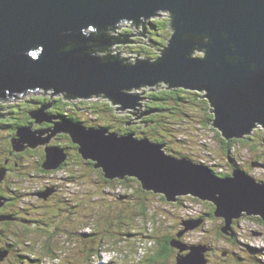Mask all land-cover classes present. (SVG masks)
I'll return each instance as SVG.
<instances>
[{"label":"water","instance_id":"95a60500","mask_svg":"<svg viewBox=\"0 0 264 264\" xmlns=\"http://www.w3.org/2000/svg\"><path fill=\"white\" fill-rule=\"evenodd\" d=\"M163 13L170 15L172 34L156 61L126 63L99 54L97 48L111 45L105 32ZM193 52H201V58H193ZM162 82L203 93L212 108L213 126L227 140L251 134L257 123L264 127V0H0V101L43 90L70 99L103 96L120 110H132L140 104L133 89ZM48 108L41 106L30 115L35 124L51 123L52 128L17 129L13 154L45 146L43 168L56 170L66 154L48 144L64 133L106 179L136 178L143 189L160 192L169 202L177 201L180 191L174 187L181 186V194L213 203L214 216L225 219L226 233L243 215L264 221V183L240 169L219 177L189 158L167 153L165 144L134 133L53 122ZM6 174L0 170V183ZM3 203L0 198V207ZM201 223L198 219L183 225L189 230ZM172 246L180 252L177 264H193L209 250L180 241ZM186 250L192 253L180 260Z\"/></svg>","mask_w":264,"mask_h":264},{"label":"rangeland","instance_id":"374dc122","mask_svg":"<svg viewBox=\"0 0 264 264\" xmlns=\"http://www.w3.org/2000/svg\"><path fill=\"white\" fill-rule=\"evenodd\" d=\"M166 16V13H163L155 18H165ZM152 20H154V17L148 20L147 22H151ZM120 25L121 28H124V24H119V26ZM152 27L153 26L151 25V23L146 25L147 30H152L151 33H147L144 28L133 27V25H131V32L129 38L133 39V43H123V45L119 44L122 51H125L124 55H135L138 58L141 57L140 59H143L144 57L150 59L151 56L155 55V50L153 48H155L154 45L158 44H156L155 42L153 43V41L157 40V38H153L157 36L155 35L156 31L153 30L154 27L153 29H151ZM145 43H147L149 46L145 45ZM192 56L193 58H201V52H193ZM136 61L138 60H131V62ZM151 89H154V86H151L150 90ZM150 92L151 91H149L148 93ZM52 93L53 92L51 91H46L43 93V90L38 91L37 93L30 92L28 93V96L18 95L15 98H10L9 101H4V103L8 106H16L20 103L21 105H29V103H32L33 98H38L43 94H45V97L49 98L50 100L51 96H53L51 95ZM132 94H136L138 95V98H140L138 99V102L140 103L139 106H136L135 109H132L133 113L138 110H144L145 106L143 97L145 96V94L142 93V88L133 89ZM57 96L62 97L63 95L59 94L54 95L53 97ZM70 100H80L85 101L86 103H88V101L97 102V105L99 106H101L103 102H105L103 96L99 98L93 97L92 100L75 98H71ZM34 105L35 104H31L32 109ZM113 106L116 109H113V112L118 113L120 111V109H118L119 106L115 104ZM181 106L184 109V113L178 114L177 112V117L183 121L174 120L173 123H171L170 121V124L168 122V119V121H163L164 124H169V128L167 125L165 127L168 129L167 131L172 138L167 143L168 148L178 150V152L172 150H168L167 152V147L165 145L166 152L174 156L177 155L178 157L190 158L192 159V161H195V163H199L194 160L197 159L200 162H204L205 164H207L205 167L211 169V171L214 170L212 166H217L218 173L229 171V168L231 169V167L233 170L238 169L239 166H234V162H231L230 157L232 156V153L230 156L226 157V155H224L221 151V145L218 144L217 146V141L215 137H218V135H220L221 133L214 128L212 130H206L201 128L199 129L198 126L201 125L199 124V122L203 120V113H201L200 111L192 110L193 113L189 114V112L185 110L193 109V107H195L196 109V105H191L192 107L186 106L184 102L181 103ZM6 108L7 107H5V109ZM113 112L109 114L112 116ZM80 114V118L89 117V120L85 123H93L97 125L103 123L107 125L111 123L107 117V113L105 112L100 113L97 118H94L95 115L89 116V112L86 111H81ZM132 119H140V121L143 120V118H137V116H133ZM145 125V127L148 128L147 124ZM95 127L102 128L97 126ZM254 128H257L256 133L259 132L261 135H264V127L262 125L257 123ZM113 130L115 131L116 129L111 128V131ZM252 131L250 133H252ZM41 137L42 135L39 136V138ZM43 137H46V135H43ZM235 140H237V138H235ZM254 141L261 142V138H256L252 140V142ZM202 144L205 146V148L202 147ZM235 145L236 148L234 149V154L238 153L237 161L243 162L245 170L250 167V169H252L249 171V174L245 171V174L252 176L258 182L264 183V156L262 157L263 161L259 163L253 162L252 160L253 157L256 155V151H247V148H243V146L238 143ZM207 151L212 153L215 152V155L213 153V156H211L207 153ZM72 154L74 153L72 152ZM204 155L211 156L213 160H208L210 162H208L204 158L202 159H204L206 162L201 160L199 157ZM248 160H251L252 163ZM73 162L74 163H71V165L66 167L65 170L57 171L52 177L57 181V184H59L57 186L61 185V191L57 195V201L52 198H47L48 201H43L39 199L38 201H26L25 198L31 196L32 194H26V185L21 186V190L19 192V201L20 203H22L21 205L28 206L26 211H31V216L33 219H42L44 213L45 215H50L49 217H52V215H55V217H62L60 220L59 228H57V230H59V232L63 234H60L58 236L53 234V238L56 239L55 243L52 244V250L56 252L55 254H52V256L59 257L58 262H64L65 264H79L77 263V261H75L77 258H75L74 255L81 253V249L83 247L94 249V246L98 244L101 238H106L101 235L106 234V230L109 228L110 220L112 218L116 223H118V225L115 226L112 230V232L115 234V238L121 237L122 233L125 232V230L127 229V226H129V230H131L132 233H135L134 235L136 236L134 237V235L132 234H127L125 237H123L127 239L125 243L121 244L120 246H114L117 256H115L112 249L111 251H100V256L96 258V261H94L93 258L92 260L87 259L88 264H145L144 262H140L141 260L143 261V257L139 255L135 257V251L138 250V248L140 247V242H142L143 244L151 243L153 246V239L160 238L164 230V232H167V234L170 231L176 233L177 229L175 228H178L179 222L182 219H184L185 221H196V217L198 215L202 217V215H204L206 212H209V206L205 204L207 203V201L205 200L204 203L203 201L194 200L193 198L196 197L192 196L190 193L186 195L181 193L177 194L176 198L184 197L182 201L183 205L175 203V206L173 201H170L169 203H164L160 195H157L160 194V192H157V194H151L150 198L148 197V200H146V205L148 206V209L145 211V215H143L142 213H140L139 205L133 204V201H138L140 199V196H142V193L139 191L138 186L133 183V181L123 185L116 183L105 185L98 180L97 174L92 169H89L85 166L84 168L79 166L80 160H78V158ZM252 164L254 167H252ZM79 167L81 168L80 172L83 173V182L78 180L76 184L69 183L66 177L70 176L72 171L71 169H75V171H77ZM245 167H247V169ZM183 182L184 180L180 179V183ZM32 183L35 182H29L30 185H32ZM69 189L71 190V192L69 191ZM175 189H178V186H175L174 190ZM21 194H23L24 197ZM65 200L68 201L65 202ZM68 203L69 206H67ZM50 208H52V212H49ZM58 208H60V210H58ZM155 214L157 215V221L161 225L160 228L162 229H157V233H159V235H156V227L154 224L155 219L153 218ZM137 215L143 217L140 218V221H142L143 224L146 222L145 225L140 226L139 223L135 221V216ZM144 216L147 217V219H145ZM253 217L254 216H249L248 218L241 217L237 220L238 222L236 225V231L238 233L232 231V233H235V236L238 242L240 243L236 246L231 245L229 240L220 237L219 234L217 235L220 224L218 220L220 219L219 217L216 218L217 222H211L210 220H208L204 223L203 221L204 224L202 223L203 225L201 224L202 226H200L198 230H195V228L188 230L187 227H184L182 230H180V232L183 233V237L181 236V233H179L180 238H184L180 242L188 247H191L195 244H205L204 240L210 243L216 241V249L226 251V253H224L222 257H215L209 255L207 257L208 259L199 258L198 260H194L193 264H235V262L237 264H264V222L258 221L257 217H255V219H250ZM88 224L90 225V227L87 231L91 230L98 233V238H94L95 240L91 242V238H81L78 236V231L80 230L78 227L84 226L87 229ZM121 224H124L125 227L122 228ZM66 231H69V235L66 234ZM146 232H148L149 234L145 235ZM107 240L110 241V244L113 243L110 238H107ZM107 240L106 242L108 243ZM143 240L145 241L143 242ZM207 249L210 250L209 247H207ZM95 251L96 249L91 250V252ZM184 253H187V255L181 257L180 260L182 258L188 257L192 252H188V250H186ZM20 254L27 255V253L24 252L23 249H19L18 251L8 256L5 260L0 261V264H14L13 262H11V258L14 257L15 259H18L17 255ZM232 254L238 256V258H236L237 260H235ZM43 264H57V260L52 261V259H45Z\"/></svg>","mask_w":264,"mask_h":264},{"label":"trees","instance_id":"16d2710c","mask_svg":"<svg viewBox=\"0 0 264 264\" xmlns=\"http://www.w3.org/2000/svg\"><path fill=\"white\" fill-rule=\"evenodd\" d=\"M150 23L154 27V29L153 27L151 29L156 31L155 35L157 36L153 38V39L157 38V40L153 41V43L155 42L158 45H154L155 48H153L155 50L154 51L155 55L151 56L150 59L145 57L143 59L148 61H156L164 52L165 47L167 46V43L172 34V30L170 28V15L169 17L166 16L165 18H161V17L154 18V20H152L151 22H145L142 24H135L131 22L123 23L124 28H121V25L114 27L111 30L105 32V36L111 39V45L106 46L105 49L97 48V50H99L103 56L106 55L113 56L120 60L123 61L125 60L126 63L131 62V60L140 59L141 57L138 58L135 55L134 56L128 54L127 56L124 55L125 51H122L119 44L123 45V43H133V39L129 38L131 32V25H133V27H138V28L142 27L147 33L148 32L151 33L152 30L146 29V25ZM99 34H101V32ZM145 45L148 44L145 43ZM149 91L151 92L148 93ZM142 93L145 94V96L143 97V99L146 100V101L144 100L145 109L141 111L138 110L135 113H133L132 110H120L118 113L113 112V109H115L113 103L109 100H106L105 98H104L105 102H103L101 106L97 105V102H92V101H88V103H86L85 101L73 102L68 97L66 98L69 100H66L63 104V97H56L54 98L53 101H50L48 98L45 97V95L39 96L38 98H33L32 103H29V105L27 104L21 105L20 103L17 104L16 106H8L5 105L4 101L0 102V136H1L0 137V170L10 171L8 178L5 179L2 188L0 189V197L2 201L7 202V205L4 208H2L0 213V218H1L0 219V251L8 250L9 252H16L19 249H23V251L26 252L27 255L24 254L17 255L20 258V261L17 260V264H43L45 259H49V260L52 259V261L57 260V264H65L64 262H58L59 257L52 256V254L56 253L52 250V244L55 243V239H56L53 238L54 237L53 234H55L56 236L63 234L60 233L59 230H57V228H59L60 220L62 217H55V215L49 217L50 215H45L44 213V217L42 219H33L32 216L30 215L29 217L28 216L26 217L27 219L26 222L31 221L35 225L30 227L27 226L26 224L20 225V224H14L12 222L13 221L12 218H15L20 212H25L28 208V206L21 205L22 203H20L19 201V192L21 190V186H23L26 182L30 181L31 179L35 180L38 178H43L44 186L42 189H44L46 188V186L50 185L49 179L51 175L54 174V172H50V171L48 172L43 168V163L45 161L44 154L43 156H40V154L36 153V151H31L30 149L26 150L25 153L23 152L14 153V154L12 153L11 140L15 136L17 129L23 127H29L30 125H32L34 120L31 118L30 113L40 108L41 106L50 107V105L52 104V107L48 110V113H52V114L54 113L68 122L83 124L85 128H90L95 126L103 127L109 129L110 132H117L119 134H129L136 132L137 134L136 133L134 134L137 138H148L152 142L165 144L167 147L166 148L167 152L168 150L178 152V150L168 148L167 143L172 138L167 131L168 129L165 127L167 123L164 124L163 121L168 119L169 121L168 120L167 121L169 122V124L170 121L171 123H173L174 120L183 121L177 117V112L178 114L184 113V109L182 108L181 103L185 102L186 106L196 105V109L195 107H193V109H185L187 112H189V114L193 113L192 110L200 111L201 113H203V120L199 122V124H201L198 126L199 129L200 128L206 130H212L213 128L216 129L213 126L214 115L211 112V106L209 102L202 97V93L191 92V90H186L182 88H171L170 86H168V84H165L163 82L157 84L156 86H154V89L151 90L150 88L147 87L142 88ZM31 104H35L33 109ZM5 107H7L6 108L7 110L3 111ZM81 111L89 112V116L95 115L94 118H97V116L100 115V113L105 112L107 113V117L111 123L107 125H105L104 123L100 125L93 123H85L86 121L89 120V117L80 118ZM121 111H123L125 114L124 115L119 114L121 113ZM147 111H151L150 114L143 117L142 114ZM111 112H113L112 116L109 114ZM57 116L51 115L50 118L53 117L57 118ZM133 116H137V118L141 117L143 118V120L140 121V119L137 120L132 119ZM55 122H61V121H55ZM137 122H138V126H135L137 125ZM143 122L148 123L147 124L148 128L142 125ZM169 124L167 125L168 128H169ZM43 126H45V128L47 129H43V128L41 129L48 130L52 128L53 124H44ZM111 128H115L116 130L111 131ZM215 138L217 141V146L218 144L221 145L222 153L226 155V157L230 156L232 153V156L230 157L231 162L233 161L234 166L237 165L239 166V168H242L244 171L246 170L244 169L243 162L237 161L238 153L234 154V149L236 148L235 144L238 143L242 145L243 148L244 147L247 148V151H251V152L256 151V155L253 157L252 160L253 162L259 163L263 161L262 157L264 156L263 155L264 151L257 149L259 148L258 146L261 143H263L262 140L264 139V135H261L259 132L256 133V131L255 132L252 131L251 134L246 135L242 138H237V140H235V138H233L234 140L231 139L227 140L221 134L218 135V137L216 136ZM250 138H253L252 140L256 138H261V142H257V141L252 142ZM57 141L59 142V145L62 146L65 145L66 142L69 146L74 144L69 136H66L65 138H63V136H58ZM202 147L205 148L203 144ZM207 153L211 156H213V153L215 155V152L212 153L207 151ZM211 156L204 155L199 158L203 161H205L204 159H206L207 161L208 160L212 161L213 158H211ZM78 160H80V158H78ZM194 160H196V162H199L203 166L207 165L204 162H200L197 159ZM80 165L83 168L85 166L89 169H92L97 174L98 180L105 185L112 183L123 185L133 181V183H135L138 186L139 191L142 193L140 199L138 201H133V204L139 205L140 213L145 215V211L148 209V206L146 205V200H148V197L150 198L151 194H155L153 191H148L143 189L141 183L136 178L126 177L123 180L106 179L104 173L101 170L99 171L97 170V168H95V163H93L91 166L93 168H90L82 164V162L79 163V166ZM212 167L214 169L213 170L214 175L219 177H228L233 173L232 167L231 169L229 168V171L222 173H218L217 166H212ZM245 168L247 169V167ZM80 169L81 168L79 167V170ZM246 172L249 174L248 171ZM42 189L38 191H41ZM157 195H160L164 203H169V201L166 199L164 195L162 194H157ZM183 198L184 197H178L176 203H179V205H183L182 203ZM193 199L197 201H203L198 198H193ZM203 202L205 203V201ZM205 204L209 206V212H206L204 215H202V217L198 215L196 217V220L203 218L204 223L205 221L208 220H210L211 222L213 221L217 222L216 217L214 216V211L216 208L215 205L213 203H210L209 201H207V203ZM49 212H52V208H50ZM140 218L143 217H141L140 215L135 216V221L139 223L140 226L145 225L146 222L143 224V222L140 221ZM144 218L147 219V217L145 216ZM153 218L155 219L154 224L156 227V235H159V233H157V229L159 228L160 230L161 225L157 221L158 218L156 214L154 215ZM243 218H248V217L244 215ZM250 219H255V217ZM218 220L220 224L217 235L219 234L220 237L229 240L230 244L233 246L240 244L235 236V233H232V231L237 232L236 231V225L238 222L237 219L232 223L231 229L228 233L223 231V227L225 226V221L222 219H218ZM257 220L262 222V220L258 217ZM184 222H185L184 219H182L179 222L180 228L179 225L178 228H175L177 229L176 233L170 231L167 234V232H164L165 231L164 230L160 238L153 239V247L151 248L149 245L148 247L150 249L144 250V252L146 253L143 256V261L141 260L140 262H144L145 264H168V263L177 264L176 257L180 252L178 248L172 246V242L181 241L184 239L178 236L180 230H182L185 227L183 225ZM117 225L118 223H116L114 220L110 221L109 228L106 230V234L101 235L106 238H101L98 244L94 246V249L83 247L81 249V253L74 255V257L77 258L75 261H77V263L79 264H88V260H92V258L94 259V261H96V258L100 256V251L102 252L109 250L111 251V249L115 254V256H117L114 246H120L121 244L125 243L127 239L123 237H125L127 234H132V235L135 234L132 233L131 230H129L128 228L129 226H127V229L125 230V232L122 233V236L119 238H115V234L112 232V230ZM200 226H198L195 230H198ZM89 227H90L89 224L87 225V229L84 226L78 227L80 229L78 231V236L81 238H91L90 239L91 242L95 240L94 238H98V233L91 230L87 231L89 230ZM121 227L123 228L125 227V225L121 224ZM66 234L69 235V231H66ZM146 234L149 233L146 232L145 235ZM135 236L136 235H134V237ZM181 236L183 237V234ZM107 238H110L113 243L110 244V241H108ZM106 240L108 241V243L106 242ZM145 240H143V242ZM215 242L210 243L204 240L205 244L203 245H206L207 247L210 248V250H207L205 252L204 258H207L208 257L207 255L222 257L224 253H226V251L217 250L215 247L216 244ZM139 244L142 247V245H144L145 243L143 244L142 242H140ZM214 247L216 250L214 249ZM95 249H96L95 252H91V250H95ZM136 251H135V257H137V254L139 253V248ZM215 252L218 255H215ZM232 255L234 256L235 260H237L236 258H238V256H236L235 254ZM12 261L15 264L16 259L13 258ZM235 264L237 263L235 262Z\"/></svg>","mask_w":264,"mask_h":264},{"label":"flooded vegetation","instance_id":"af4514ba","mask_svg":"<svg viewBox=\"0 0 264 264\" xmlns=\"http://www.w3.org/2000/svg\"><path fill=\"white\" fill-rule=\"evenodd\" d=\"M191 92H196V91H191ZM43 95H45V94H43ZM57 97H61V96H57ZM63 97V104H64V102L66 101V100H69V99H67L66 98V96L65 95H63L62 96ZM54 98H56V97H52L51 96V98H50V101H53L54 100ZM49 99V98H48ZM145 100V99H144ZM72 101V100H71ZM146 101V100H145ZM144 101V102H145ZM73 102H77V101H73ZM150 102V101H149ZM52 107V104L50 105V107L46 110V114H47V116H51V115H54V116H57L56 114H52V113H48V110L50 109ZM119 114H121V115H124L125 113L123 112V111H121V113H119ZM65 115V114H64ZM51 120L54 122V121H66V120H64V119H62V118H60V116H57V118L56 117H53V118H51ZM44 124H51V123H46V122H42L40 125H37V124H35L34 123V121H33V124L32 125H30L29 127H32L34 130H43V129H47V128H45V126H43ZM135 126H138V122H137V125H135ZM41 128H43V129H41ZM139 128V127H138ZM254 132L256 131V129L255 130H253ZM134 133H136V132H134ZM137 134V133H136ZM58 136H63V138H65L66 136H68L67 134H64V133H61V134H57V135H55L54 137H52V139L50 140V142H49V144H48V146H55V147H59V148H62L63 149V152L66 154V160L65 161H63V163L58 167V169H56V170H51L50 172H54V174L57 172V171H59V170H61V171H63V170H65V168L66 167H68L69 165H71V163H74L73 161H75L77 158H80V162H82V164H84V165H86V166H88V167H90V168H93V167H91L92 166V164L94 163V162H92L91 160H85V159H83L82 157H80V155L78 154V146L76 145V144H73V145H68L67 144V142L65 143V145H59V142L57 141V139H58ZM251 140L253 139V138H250ZM263 141V145H261V147L260 148H258V149H261V151H264V139L262 140ZM45 146H38L37 148H35V149H30L31 151H36V153H38V154H40V156H43V154L45 155ZM26 150H29V149H26ZM26 150L23 152V153H25L26 152ZM72 152L74 153V154H72ZM22 153V152H21ZM264 155V154H263ZM81 166V165H80ZM252 167H254L253 166V164H252ZM251 168V167H250ZM250 168H248L246 171H250V170H252V169H250ZM72 171H71V174H70V176H67L66 178L68 179V181H69V183H77L78 182V180H80V181H82L83 182V180H82V176H83V173H81L80 172V170L78 169L77 171H75V169H71ZM97 170H101V169H99V168H97ZM102 171V170H101ZM49 172V171H48ZM10 174V171H7V175L5 176V178H4V180L0 183V189L2 188V185H3V182L5 181V179L6 178H8V175ZM53 174V175H54ZM53 175H51V177H50V179H49V182H50V185L49 186H46V188H44V189H42L43 188V186H44V184H43V182H44V180H43V178H38V179H35V180H33V179H31L30 181H28V182H26L24 185H26L25 187V192H26V194H31V196H29V197H26V200H29V201H35V200H37L38 201V199L39 200H43V201H48V199L49 198H52V199H55L56 201H57V195L60 193V191H61V185L60 186H57V185H59V184H57V181L55 180V179H53L52 177H53ZM51 178H52V180H51ZM29 182L31 183V182H35V183H32V185H30L29 184ZM53 187H52V186ZM32 188H36V189H32ZM29 188H30V190H29ZM40 189H42L41 191H38V190H40ZM46 189H48V190H46ZM49 192L47 195H44L45 193H47V192ZM69 191L71 192V190L69 189ZM22 196H23V194H21ZM24 197V196H23ZM70 197H71V194H70ZM1 198V197H0ZM48 198V199H47ZM68 200H65V202H67ZM62 202H63V200H62ZM7 205V202H4L3 203V206H1L0 207V213H1V210H2V208H4L5 206ZM67 206H69V203L67 204ZM58 210H60V208H58ZM37 213H39V212H37ZM20 214V215H19ZM15 218H12V222L14 223V224H20V225H27V226H35L31 221L30 222H26L27 221V219H26V217L28 216H30L31 215V211L30 212H28V211H25V212H20ZM44 217V216H43ZM110 221H113V219L111 218V220ZM211 251H212V249H211ZM1 253H0V261H2V260H5L8 256H10L11 254H13L14 252H9L8 250H3V251H0ZM215 255H217V253L215 252ZM207 256H209V255H207ZM18 257V259L16 258V262H15V264H17V260H19L20 261V258H19V256H17ZM14 258V257H13ZM13 258H11V262H13L12 261V259ZM208 259V258H207ZM8 261H10V260H8ZM208 262H210V261H208ZM212 263V262H211Z\"/></svg>","mask_w":264,"mask_h":264},{"label":"clouds","instance_id":"9594fccd","mask_svg":"<svg viewBox=\"0 0 264 264\" xmlns=\"http://www.w3.org/2000/svg\"><path fill=\"white\" fill-rule=\"evenodd\" d=\"M121 24H123V23H121ZM117 26H119V25H117ZM37 93V92H36ZM28 96V95H27ZM89 100H92V98L91 99H89ZM6 101H9V100H6ZM80 101V100H79ZM257 129V128H256ZM254 130H255V128H254ZM219 131V130H218ZM220 132V131H219ZM231 140H234V139H231ZM190 159V158H189ZM194 162V161H193ZM199 165H201L200 163H198ZM238 169H240L241 171H243L244 173H245V171L242 169V168H239L238 167ZM213 172V171H212ZM223 175V174H222ZM231 176V175H230ZM252 177V176H251ZM255 179V178H254ZM176 203V202H175ZM246 216V215H245ZM243 217V216H242ZM246 217H249V216H246ZM254 217H258V218H260V219H262L261 217H259V216H254ZM235 221V220H234ZM233 221V222H234ZM264 222V221H263ZM202 223H203V218H202ZM201 223V224H202ZM196 229V228H195ZM150 245V247L152 248L153 246H152V244L151 243H149V244H144V245H142V247L140 246L139 247V253L137 254V255H139V256H141V257H143L144 255H145V253L146 252H144V250H149L150 248L148 247ZM195 245H200V244H195ZM194 246V245H193ZM184 253V252H183ZM109 260V259H108Z\"/></svg>","mask_w":264,"mask_h":264},{"label":"bare ground","instance_id":"6f19581e","mask_svg":"<svg viewBox=\"0 0 264 264\" xmlns=\"http://www.w3.org/2000/svg\"><path fill=\"white\" fill-rule=\"evenodd\" d=\"M146 33V32H145ZM90 128H95V127H90ZM103 128V127H102ZM178 189H179V191H180V193H182L183 192V188L181 187V186H179L178 187ZM217 218V217H216ZM1 219V218H0ZM220 219H222V220H224L225 221V219L224 218H220Z\"/></svg>","mask_w":264,"mask_h":264}]
</instances>
